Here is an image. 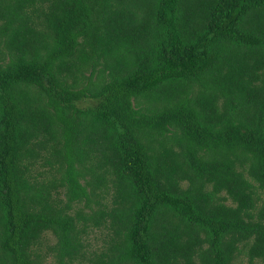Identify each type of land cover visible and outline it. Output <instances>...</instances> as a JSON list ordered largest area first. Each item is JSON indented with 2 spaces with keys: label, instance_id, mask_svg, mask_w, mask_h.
Listing matches in <instances>:
<instances>
[{
  "label": "trees",
  "instance_id": "16d2710c",
  "mask_svg": "<svg viewBox=\"0 0 264 264\" xmlns=\"http://www.w3.org/2000/svg\"><path fill=\"white\" fill-rule=\"evenodd\" d=\"M241 255L264 264V0H0V264Z\"/></svg>",
  "mask_w": 264,
  "mask_h": 264
},
{
  "label": "rangeland",
  "instance_id": "374dc122",
  "mask_svg": "<svg viewBox=\"0 0 264 264\" xmlns=\"http://www.w3.org/2000/svg\"><path fill=\"white\" fill-rule=\"evenodd\" d=\"M9 3V2H8ZM15 3V1L13 2V4ZM13 4L11 6H13ZM109 197V196H108ZM93 230V229H92ZM103 230L101 232L98 231H94L89 237H88V242L92 245V248H94L96 245H100L101 241L103 240ZM46 241L47 242H52V236L50 233H48L46 236ZM246 262V258L241 255L240 257H238L235 261L234 259V264H245ZM44 264H53L52 259H47L45 261Z\"/></svg>",
  "mask_w": 264,
  "mask_h": 264
}]
</instances>
